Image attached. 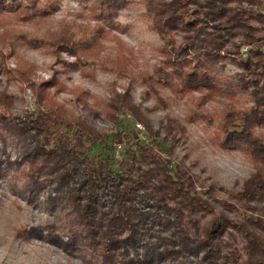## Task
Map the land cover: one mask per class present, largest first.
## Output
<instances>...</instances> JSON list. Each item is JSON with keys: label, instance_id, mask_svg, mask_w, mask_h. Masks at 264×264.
Returning a JSON list of instances; mask_svg holds the SVG:
<instances>
[{"label": "rangeland", "instance_id": "374dc122", "mask_svg": "<svg viewBox=\"0 0 264 264\" xmlns=\"http://www.w3.org/2000/svg\"><path fill=\"white\" fill-rule=\"evenodd\" d=\"M242 7L252 9V25L259 28V9L246 2ZM173 39L177 46L180 37ZM231 43V53L215 63L194 54L174 58L171 45L152 29L145 0H0V93L12 103L0 110L22 118L58 112L60 129L69 135L74 124L93 126L99 139L88 156L107 160L114 170L133 153L134 163L145 167L138 149L148 144L193 176L196 192L210 204L189 212L200 228L214 215L239 224L250 213L236 201L238 192L255 166L242 143L225 137L240 131L242 115L254 105L242 61L257 59L255 46ZM169 121L182 130L168 133ZM9 123L0 120V264H103L100 248L82 241L85 233L72 238L79 226L70 209L53 204L48 192L30 195L27 163L18 166L24 143ZM250 130L264 137V122ZM251 205L253 217H264V194ZM216 223L223 229L215 239L221 253L232 250L244 259L245 237L220 218ZM184 225L194 235L190 223ZM150 228L112 250L116 259L133 260L120 264L194 260L187 250L159 258L162 245L145 241L153 242L155 231L173 232L154 223ZM170 245L166 241L177 248Z\"/></svg>", "mask_w": 264, "mask_h": 264}, {"label": "trees", "instance_id": "16d2710c", "mask_svg": "<svg viewBox=\"0 0 264 264\" xmlns=\"http://www.w3.org/2000/svg\"><path fill=\"white\" fill-rule=\"evenodd\" d=\"M245 2L259 9V28L252 25V9L242 7ZM145 4L152 29L171 45L174 58L194 54L215 63L225 53H231L229 43L236 39L245 46H255L257 60L242 61L249 80L243 83L245 88L252 85L254 105L242 115L240 131L225 137V142L242 143L255 166L236 200L250 214H244V221L239 224L230 223L225 215H212L200 228L189 212L210 208L209 202L196 192L188 169L171 165L150 145L144 144L138 149L145 167L134 163L136 154L133 153L131 160L127 158L114 170L107 160L88 156L99 139L93 126L74 124L75 134L69 135L60 129L64 120L58 112L40 111L22 118L12 117L9 112L5 115V111L0 110V120L8 119V125L24 143L18 166L27 163L24 174L31 183L29 193L35 196L48 192L53 204L70 209L79 226L72 238L77 232L85 233L82 241L90 249L100 248L103 264L132 263L127 257L116 259L112 250L135 242L141 229L148 234L152 223L173 232L169 237L155 231L154 241H145V244L162 245V250L156 254L159 258L170 253L182 255L187 250L194 260L181 264H264V237L261 236L264 217L251 215L254 211L251 203L258 194H264V137L254 136L250 130L252 125L264 122V52L261 51L264 35L260 36L264 32V0H145ZM175 35L180 37L177 46ZM9 99L7 94L0 93V107H11ZM128 109L134 113L132 108ZM167 130L171 133L182 127L169 121ZM5 163L10 165L11 162ZM227 206L225 208H229ZM218 218L245 237L244 259L232 250L228 254L221 253L215 241L223 230L216 223ZM184 221L193 227L194 235L187 231ZM249 226H257L261 231L250 230ZM166 241L177 248H168Z\"/></svg>", "mask_w": 264, "mask_h": 264}]
</instances>
